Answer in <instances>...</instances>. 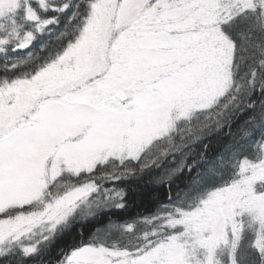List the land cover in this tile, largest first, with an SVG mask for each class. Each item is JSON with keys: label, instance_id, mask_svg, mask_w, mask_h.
I'll list each match as a JSON object with an SVG mask.
<instances>
[{"label": "snow or ice", "instance_id": "snow-or-ice-1", "mask_svg": "<svg viewBox=\"0 0 264 264\" xmlns=\"http://www.w3.org/2000/svg\"><path fill=\"white\" fill-rule=\"evenodd\" d=\"M258 3L264 8V0ZM19 7V0H8L6 6H0V18H11ZM186 7L192 5L175 0H94L91 15L75 44L31 80H17L0 87V99L17 101L15 117L0 125V173L6 181L21 186L16 195L0 204V213L41 199L47 184L45 169L54 158L62 157L66 170L77 175L92 172L109 157L135 158L145 145L166 134L175 119L190 114L191 108L172 109L171 104L178 94H187L194 78L202 81L199 107L208 108L225 95L230 75L221 73L223 59L218 53L227 54L231 63L233 44L219 26L245 9L255 10L257 4L253 0H231L227 4L212 0L198 5L207 44L190 64L182 56L163 55L156 50L160 43L174 46L175 37L169 34L170 25L165 21ZM29 18H34L31 10ZM31 39L28 35L18 46L27 47ZM7 42L0 39V44ZM97 74H101L100 79H95ZM42 95H50L52 100L25 120L34 98ZM68 135L72 139H67ZM53 142L59 144L55 157L50 147ZM249 167L252 166L245 163L241 174ZM21 173L27 175L26 180L20 178ZM59 174L56 171L54 176ZM241 183L247 185L248 196L238 204L234 190ZM257 183H264V179L246 177L231 189L212 194L203 202V208L193 213L194 218L204 217L194 225V234L186 221L171 222L173 227L183 225L181 236L191 237L192 245L172 237L171 242L156 243L131 256L87 250L72 264H191L197 247L207 250L206 264H214L215 250L228 243V225L233 237L231 247L235 250L242 228L235 217L245 215L258 224L255 247L264 254V192L252 194ZM90 191L94 188L88 185L70 192L44 212L0 219V239L19 236L25 223H34L46 214L61 218ZM222 199L228 201L227 207L220 206ZM32 251L25 249L26 253Z\"/></svg>", "mask_w": 264, "mask_h": 264}, {"label": "trees", "instance_id": "trees-1", "mask_svg": "<svg viewBox=\"0 0 264 264\" xmlns=\"http://www.w3.org/2000/svg\"><path fill=\"white\" fill-rule=\"evenodd\" d=\"M93 2L57 0L51 8L59 15L45 13L52 21L47 33L30 41V54L14 52L15 47L0 51V84L29 79L42 64L73 43ZM256 4L255 10L235 15L222 27L233 44L227 93L207 113L175 123L169 135L146 148L140 155L142 160L108 163L72 178L75 182L87 179L96 187L82 211L32 254L25 255L18 248L0 251V264H58L93 239L109 248H127L131 242L123 228L132 226L130 234L140 239L162 214L193 206L211 191L233 182L240 161L259 159L264 144V12L258 0ZM21 12L19 9L13 19L0 26L4 35L0 34V39H6V34L15 40L24 35ZM159 151L163 152L154 162H145L146 155ZM28 210L30 206L12 209L8 215ZM250 251L242 253L238 264H264V254Z\"/></svg>", "mask_w": 264, "mask_h": 264}, {"label": "rangeland", "instance_id": "rangeland-1", "mask_svg": "<svg viewBox=\"0 0 264 264\" xmlns=\"http://www.w3.org/2000/svg\"><path fill=\"white\" fill-rule=\"evenodd\" d=\"M56 1L57 0H19L20 7L16 10V12L11 16L10 19H13L15 17L14 15L19 11V9L22 10L21 17L25 25V28L23 30L24 35L20 36V38L15 40V38L12 39L13 35L9 37V35L6 34L5 38L8 42L5 44H0V51L5 49L10 50V47H15V48L19 47L18 46L19 43L22 42L28 35H31L32 37L31 41H36L35 40L36 37H39V35H42L45 32L47 33V29L50 26L49 24L51 23L50 21L52 20L49 18L46 19L45 13L50 12L59 15V11L51 8L52 5L56 3ZM7 2L8 0H0V6H6ZM175 2L190 4L192 5V7H186L181 13L175 15L174 17H170L168 21H165L166 24L170 25V27L168 28L169 34L175 37L173 41L174 46H170L168 43H160L157 46L156 50L163 55L175 54L178 56H182L184 61L190 64L193 61V58L198 55L199 49L207 44V40L205 39V36L202 31L205 24L204 21L200 18L199 13L201 10L197 6L201 4L211 3L212 0H177ZM230 2L231 0H221V3L223 4H227ZM256 2L257 0H253V3L256 4ZM261 9L264 12V8ZM29 10H31V13L33 14L34 18L31 19L29 18ZM250 10L252 9H245L240 13ZM91 11L92 10L90 5L88 18L91 15ZM238 14H234L230 19L226 20L225 22H222L219 26L220 31L222 32V27L225 23L232 20L233 17ZM8 19L9 18L6 15L4 18H0V26H3ZM87 19L84 22V25L82 26L79 36L76 38V40L73 43L68 44L67 48L64 49L61 53H59L58 55L54 56L52 59L42 64L40 66V69H38L33 76H35L38 72L44 70L48 65L54 63L60 56L64 54L65 51H67L69 45L75 44L77 42V40L80 38L82 34L84 27L86 26ZM0 34L4 36L1 32ZM29 43L31 45V42ZM31 51L33 50H31L30 48L22 50V52H26V56L30 54ZM218 55L223 59V63L220 65L221 73H229L231 78L230 68H231L233 54L231 56V63L228 62L227 54L223 52H219ZM100 76L101 74H97L95 76V79H100ZM32 77H29V79H25V80H31ZM20 80H24V79H20ZM11 83L12 82L1 83L0 87H3L5 84H11ZM230 86H231V79L228 88H230ZM201 87H202V81L200 80L199 77L194 78L189 82L187 94L186 95L178 94L174 99L173 103L171 104V108L172 109L191 108L190 114H188L187 117H179L178 119H175L173 126L169 129V131L166 134H163L153 139L150 143L145 145L135 158L131 156H125L123 158L109 157L106 162L99 164L96 167H100L99 169H102L105 166V164L108 163L112 164L115 162L116 165H121L126 161L135 162L138 159L142 160V156L140 155L144 154L146 148H148V146H150L153 142H156L157 140L162 139L163 137L169 135V133H171L174 130L175 123L183 124L190 121L197 113L200 112L207 113V110L211 109L218 100L208 108L199 107L198 106L199 101L197 98L200 95ZM238 88L239 86H236V89ZM234 92L236 93L237 90H235ZM51 100L52 97L50 95H42L35 97L33 103L29 106L30 112L28 115H24V119L25 120L30 119L31 115H34L38 109L43 110L45 104ZM16 108H17V101L15 99H11V98L8 100L0 99V125H2L5 121H11L15 117L16 112H14L13 109ZM66 138L72 139L71 135H68ZM50 147L55 157L56 150L59 148V144L53 142L50 145ZM162 152L159 151L157 154L153 153L149 156L146 155L145 162H149V163L154 162L159 157V154H162ZM239 163L240 164L237 170V176L235 177L233 182H230L229 184L223 187L211 191V193H208V195H206L199 203L193 206L191 204L186 205L184 209L179 208L176 209L175 211L169 210L170 214L169 213L162 214L161 216H159L160 218L156 220V223L153 225V227H151L152 230H149L144 235H141L140 239L139 238L135 239L130 234L132 232L131 229L132 226H129V228L128 226L126 228H123L122 232L124 230L125 232L124 234H127L126 237L130 239L129 241L131 242L130 245L127 246V248L124 246L122 248L119 245L109 248L106 246H102L101 244H99L98 240L95 239L94 241L93 239V241H91L90 244L80 247L76 249L74 252H71L72 254L67 259H65V261H61L58 264H72L74 259L79 254L87 250H91V251L103 250L105 252H112V253H127L129 254V256H131L134 255L137 252V250L147 249L156 243L171 242L172 237H179L178 242L180 243H183L185 240H187L188 244L192 245L194 241L191 237L181 236V234L184 232L183 225H176L175 227H173L171 222L177 220L186 221V223L189 226H192V232L194 234L196 231L194 225L199 224L200 221L204 219V217L194 218L193 213H195L197 209L203 208V202L208 200L212 194L216 192H221L225 189H231L234 183H236L237 181H242L246 177L251 178L255 176L264 179V144H262L260 147L259 159L254 160L253 162L249 160H242ZM245 163L251 165L252 167H249L247 172L242 175L241 169L245 165ZM96 167L94 168V170L96 169ZM56 171H60V174L54 176V173ZM45 172H46L47 184L41 194V199L33 202L31 205H25L24 207L30 206V210H28L27 213H24L25 215L30 212H38V213L44 212L49 205L54 206L56 200L61 199L70 192L76 191L81 188H85L88 185L93 186L94 190H96L94 183L89 182L87 179H84L82 182H75V180L73 181L72 178L78 177L81 174H89V172H81L80 174L77 175L73 172L67 171L65 160L62 157L54 158L52 163L48 164L47 168L45 169ZM19 175L22 180L27 179L26 174L21 173ZM112 176L113 173L110 174V177ZM118 176L121 177L122 174H119ZM246 188L247 185L241 183L239 187L234 190V199L236 203L238 204L244 203L247 200L248 193L246 191ZM20 190H21V186L19 184L14 183L12 180L6 181L4 179L3 173H0V204H3L6 200L11 199ZM260 191L264 192V183H257L255 185V189L252 194L255 195L256 192H260ZM93 192L94 191H90L86 196H82L80 199L76 200L70 206V210H68L61 218L55 219L51 215V213H49L41 217L39 220H37L34 223H25L23 225L22 231L19 234V236H15V235L4 236L2 239H0V251L11 250L10 252H12L15 248H18L22 252H24L25 255L34 253L35 248L38 245L43 244L46 241V239L54 236V233L58 232L59 229L64 228L69 223V221H71L72 218L75 217L77 213H80L82 211L83 207L86 206V203L88 201L87 199L91 196ZM220 206L222 208L227 207L228 201L226 199H222L220 202ZM12 209H21V208L19 207L10 208L5 213H0V219H7L8 217H14L17 214L18 215L22 214V213H16L12 216H9L8 215L9 211ZM2 214L4 215L2 216ZM235 220L237 223H241L242 225L240 231V239L239 241L236 242V248L233 251L231 247L233 242V237L231 235V226L228 225L226 227V231L228 232L227 235L228 243L226 245L221 244L215 250L213 254L214 264H232L233 260H235V264H238V262L239 261L241 262V259L244 256L242 253L244 252L245 254L247 251L251 252L250 249H253L254 252L261 253L260 250L257 247H255V242L258 238V232H259L258 224L250 216L247 215L236 216ZM205 235H207V233H205ZM159 236H161L160 240L155 239L156 237L159 238ZM27 248H32L34 249V251L30 253H26L25 249ZM207 255L208 254L206 249L197 247L195 255L191 257V264H206Z\"/></svg>", "mask_w": 264, "mask_h": 264}, {"label": "water", "instance_id": "water-1", "mask_svg": "<svg viewBox=\"0 0 264 264\" xmlns=\"http://www.w3.org/2000/svg\"><path fill=\"white\" fill-rule=\"evenodd\" d=\"M27 46H28V45H27ZM24 49H27V47H23V48L19 47V48L14 49V51H22V50H24Z\"/></svg>", "mask_w": 264, "mask_h": 264}, {"label": "bare ground", "instance_id": "bare-ground-1", "mask_svg": "<svg viewBox=\"0 0 264 264\" xmlns=\"http://www.w3.org/2000/svg\"><path fill=\"white\" fill-rule=\"evenodd\" d=\"M230 71H231V68H230ZM167 213H169V214H170V212H167Z\"/></svg>", "mask_w": 264, "mask_h": 264}]
</instances>
